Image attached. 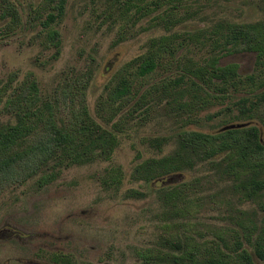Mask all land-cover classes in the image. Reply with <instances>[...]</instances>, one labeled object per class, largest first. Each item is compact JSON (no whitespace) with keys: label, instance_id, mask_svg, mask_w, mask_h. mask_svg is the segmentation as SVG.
Wrapping results in <instances>:
<instances>
[{"label":"rangeland","instance_id":"rangeland-1","mask_svg":"<svg viewBox=\"0 0 264 264\" xmlns=\"http://www.w3.org/2000/svg\"><path fill=\"white\" fill-rule=\"evenodd\" d=\"M22 23L12 34L0 39V125L14 122L8 101L14 86L31 72L41 92H49L70 69H92L87 89L89 111L97 121L95 107L110 75L124 62L141 53L149 38L164 32L147 28L148 18L133 23L107 0H67L64 15L50 28L61 34V51L51 58L53 48L45 43V29L34 11L43 0H11ZM192 17L177 30L209 27L218 21L254 22L264 20V0H185ZM133 11V10H132ZM4 23L0 19V26ZM127 27L125 39L116 43ZM254 54L241 52L224 56L221 64L235 62L242 74L254 69ZM175 73L158 71L152 81ZM4 89H7L4 91ZM5 92V93H4ZM264 96V88L258 90ZM249 96L233 93L218 99L190 116L177 114L162 104L152 107L146 117L135 118L119 133V144L110 160L65 167L49 183L39 179L50 170L43 167L24 182L19 179L0 184V264H61L55 255H67L78 264H140L138 254L164 249L163 240L193 236L198 240L244 227L264 231V194L257 201L244 200L214 161L197 163L192 169L168 174L150 182L136 179L134 166L146 158L170 153L181 130L207 133L235 126L255 125L264 129L263 101L254 117H239L237 104ZM179 113V112H178ZM102 123V122H101ZM167 136L158 151L149 146L152 137ZM120 167L123 178L118 187H104L101 179L111 167ZM189 183L186 197L175 211L160 198L161 188ZM185 199L195 200L192 209L182 208ZM245 246H247L245 244ZM251 250V248L248 247ZM256 264L264 260L254 257Z\"/></svg>","mask_w":264,"mask_h":264},{"label":"trees","instance_id":"trees-1","mask_svg":"<svg viewBox=\"0 0 264 264\" xmlns=\"http://www.w3.org/2000/svg\"><path fill=\"white\" fill-rule=\"evenodd\" d=\"M184 1L107 0L124 18L134 17L133 23L148 18L147 28L160 26L164 32L149 38L141 53L121 64L107 79L95 107L102 123L92 117L87 104L91 68L66 71L45 93L31 72L14 86L8 101L14 122L0 125V184L16 179L22 183L45 167L50 171L39 179L42 186L65 167L110 160L119 144V133L127 124L146 117L163 101L164 108L170 106L169 110L175 109L177 114L192 116L207 104L243 92L256 99L240 98L239 117H254L260 103L264 104V96L258 92L264 88V20L218 21L209 27L177 30L192 17ZM66 2L43 0L34 11V19L44 16L40 24L47 28L45 43L53 48V60L60 55L62 39L59 30L50 27L64 15ZM0 19L4 21L0 39L22 23L11 0H0ZM126 31L127 27L116 43L125 39ZM241 52L254 54L252 72L240 73L235 62L220 63L222 57ZM158 71L175 74L152 81ZM260 121L264 129V115ZM147 140L150 147L161 151L168 137ZM175 140L170 153L137 163L134 177L150 182L219 158L217 166L233 177L241 198L257 201L264 194V134L257 126L228 127L213 133L185 129L175 134ZM122 178V169L111 167L101 184L118 187ZM188 189L189 183L161 188L160 198L175 211ZM185 201L184 210L196 204L193 199ZM231 236L226 239L217 233L209 240L172 236L163 240L164 249H150L138 257L140 264H256L254 257L264 260V231L246 226L242 232L233 230ZM55 259L61 264H78L67 255H55Z\"/></svg>","mask_w":264,"mask_h":264}]
</instances>
